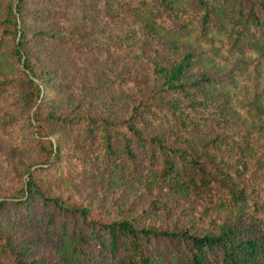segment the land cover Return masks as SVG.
<instances>
[{
  "label": "trees",
  "instance_id": "16d2710c",
  "mask_svg": "<svg viewBox=\"0 0 264 264\" xmlns=\"http://www.w3.org/2000/svg\"><path fill=\"white\" fill-rule=\"evenodd\" d=\"M20 2L15 1V11L10 6L4 21L10 28L2 34L12 38L6 56L12 63H20L25 76L20 97L29 107L31 100L42 99V90L34 81L33 37L27 38L18 25ZM142 2L140 5H152L148 12L162 10L165 20L176 22L172 28L175 39L194 36L195 41L214 51L225 49L223 59L230 67L224 77L226 90L210 76L208 64L212 58L189 47L168 65L154 62L159 95L153 101L142 100L128 117L117 120L88 114L71 121L49 112L44 120L56 125L59 119L74 123L90 141L99 137L95 154L107 158L109 170L128 165L123 163L122 154L131 160L135 148L143 149L148 163L154 160L156 166L150 164L149 173H142L139 182L166 186L198 202L202 213L217 221L216 229L204 233L166 230L140 226L126 218L101 222L90 216L87 206L63 204L59 195L49 194L37 177L40 169H46L59 178L58 139H48L47 145L35 142L37 162L24 169L27 179L20 187L21 195L0 200V210L10 207L17 218L44 221L58 251L59 235L66 236L60 256L71 264H264V89L253 101L240 104L247 107L249 122L236 108L234 98L220 96L238 85V78L250 63L264 64V0ZM74 34H68V39L75 43L94 40L84 32ZM248 54L254 58H246ZM212 55L217 57V53ZM233 56L236 59L230 62ZM8 116L0 123L1 132H5L6 123L16 120L15 115ZM34 202L39 205L40 216L32 209ZM21 209L28 213L22 216ZM70 221L72 227L67 231ZM76 223L88 228L91 236L106 247L105 252H86L87 238L81 231L73 232ZM149 238L162 239L170 247L167 252L151 250L146 245ZM0 252H16L2 235Z\"/></svg>",
  "mask_w": 264,
  "mask_h": 264
},
{
  "label": "rangeland",
  "instance_id": "374dc122",
  "mask_svg": "<svg viewBox=\"0 0 264 264\" xmlns=\"http://www.w3.org/2000/svg\"><path fill=\"white\" fill-rule=\"evenodd\" d=\"M15 1L0 0V123L8 115L16 116L13 123H6L5 132L0 131V200L21 195L20 187L27 179L24 169L37 162L35 142L47 145L48 139H58L59 178L46 169H40L37 177L49 194L59 195L63 204L87 206L90 216L101 222L126 218L158 229L198 233L215 230L217 221L203 214L198 202L166 186L139 182L150 164L156 166L154 160L148 163L143 149L135 148L131 160L122 154L123 163H128L126 169L109 170L107 158L95 154L99 137L90 141L81 127L63 120L88 114L117 120L128 117L142 100L153 101L159 95L154 62L168 65L189 47L212 58L208 64L210 76L224 91V77L230 69L223 59L225 49L214 51L195 41L194 36L175 39L172 28L176 22L165 20L162 10L148 12L152 5H140L142 0L139 4L138 0H21L18 25L27 38L33 37L34 81L42 90V99L31 100L28 107L20 97L25 85L20 63H12L6 56L12 38L2 34L10 28L4 21L10 6L15 11ZM40 30L45 33H38ZM82 32L94 40L75 43L68 39V34ZM209 52L217 53V57ZM246 58L254 56L248 54ZM235 59L233 56L229 61ZM237 84L220 96L234 98L236 108L249 122L247 107L240 104L253 101L264 89V64L250 63ZM49 112L65 119H59V125L48 124L44 117ZM32 209L38 216L42 214L37 202ZM20 213L25 216L28 210L21 209ZM67 227L69 231L71 221ZM48 229L44 221L17 218L12 208H2L0 235L10 240L16 252H0V264H18L21 259L29 264H71L60 256L67 237L59 235L58 251ZM80 231L87 238L86 252H105L106 247L91 236L89 229L76 223L73 232ZM146 245L157 252H167L170 247L169 242L152 238Z\"/></svg>",
  "mask_w": 264,
  "mask_h": 264
}]
</instances>
